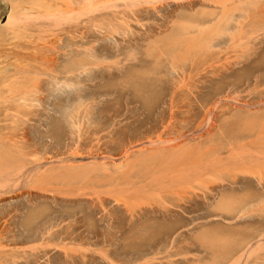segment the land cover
<instances>
[{
    "label": "rangeland",
    "instance_id": "obj_1",
    "mask_svg": "<svg viewBox=\"0 0 264 264\" xmlns=\"http://www.w3.org/2000/svg\"><path fill=\"white\" fill-rule=\"evenodd\" d=\"M138 2L137 0H125L122 3L125 20L116 30L117 32L110 30L108 33L107 50L103 52L98 44L93 47L92 52L97 58L94 59L91 66L93 81L90 91L91 98L87 102L88 116L84 112V115L78 113L82 122L79 117L78 119L75 117L76 121L79 120L81 124L74 121L75 118L69 117V114L72 113L70 110L53 111L52 105L55 102V97L52 96L51 89L54 85L48 83L45 84L44 90L31 96L34 101L36 100V104L40 105L38 110H35L36 108L34 110L33 108H30L31 110L17 109L18 107L10 103L6 104L10 107L8 111H3L0 107V129L4 127L2 130L6 133L5 135L10 136L8 137L11 139L9 141L12 144L16 143L15 146L19 144L18 147L23 148V154L27 157L23 162L26 163L23 166L24 171L19 167L14 170L12 178H15L10 188L11 195L2 197L0 194V233L4 229L10 233L8 239H3V242H0L6 247L0 248V264H182L186 262L187 257L191 259L198 255L201 257L206 255L199 245L191 247L190 254H185L186 250L184 251V249V252H181L180 248L186 243L194 241L193 237L196 238L197 235L202 234V231L198 232L202 229L200 224H206L214 219L206 218L204 211H197L201 212L198 216L197 212L195 214L189 210L185 211L184 207L180 206H190L192 202L195 203V200L204 203L202 198L208 188L213 189L228 184L224 177L226 178L227 174L231 173H237V175L241 173L242 175L241 170L217 173L216 176L213 175L214 177H207L209 181L206 178L199 181L200 184L195 182L196 188L195 186L188 188L189 194L192 193L191 191H195L193 193L195 196L182 193L186 197L189 196L188 199L194 197L192 202V198L190 199L189 204V200L186 198V200L182 198L185 204L181 200L180 204L179 201L169 198L178 204L175 205L178 208L174 207V202L171 203V200L169 203L165 202L166 200L159 193L136 196L120 191L121 193L118 194L114 192L110 194L106 188L94 189L92 185H86L89 188L85 189V191H89L86 192L88 194L79 197L66 195L67 198L65 195H58L55 196L56 199L49 192L43 193L45 202L41 212L38 211L33 215L30 222L25 220L27 219L26 207L30 203L32 205L33 197L36 195V192H32L28 188V185H35L36 181L38 182V178L33 179L35 175L38 177L39 172L35 174L37 171L42 170L40 172L42 175L47 167L48 169L52 167V164L58 166L60 159H62L61 163L65 161L69 163L72 158L71 162L74 161L76 164L86 162L87 164L104 162L122 164L125 163L129 154H133L141 147H148V136L155 139L164 130L165 133L163 132V136L161 134L160 136L165 140H173L172 143L175 141H177L175 143H181L182 141L186 145L193 146L201 143V145H197L201 149L193 147L197 148V151L193 148L190 150V146L187 149L193 151L192 159L197 158L205 163L212 160L211 158H216L217 155H224V158L228 155L230 147L226 134L231 131H235L234 135L254 131L260 125L259 123L264 121V116L262 117L264 115L262 112L264 110V106H262L264 105V36L262 34L253 35L255 37L248 38V42L242 41L238 45L239 40L236 43L239 47L236 44L234 47L223 45L219 46L221 49L219 47L212 50L202 49L197 54L198 51L194 50L195 48L187 50L186 46L182 49L181 43L172 40V38L176 39L172 37L174 36L173 31L178 29L184 21L183 15H189L195 11L200 13L202 10L210 9L209 7L199 6L195 10L176 7L178 4H186L189 0L181 2L178 0H138ZM111 10L109 13L112 17L113 9ZM5 11L4 4L0 2L1 25L7 22V19H4L5 14H3ZM91 32L94 36L99 35L97 28H92ZM146 32L152 34L153 37L146 40ZM161 36L162 39H160ZM35 37H28L27 40L13 39L12 43L11 39L6 42L1 38L2 58L0 62H2V66H8V69L12 71L14 69L12 64H15L17 60L16 54L33 52L32 47L35 46V43L37 45L36 39H33ZM50 39L56 40L54 37ZM38 44L41 45L43 42L38 41ZM190 49L193 50L190 52ZM67 50L70 51V49ZM209 52L211 53L208 57ZM205 54H207L206 59ZM199 56L204 59L200 64L197 62L198 67L193 68V58L196 62L200 59ZM69 59L68 55L62 61L63 64H66ZM42 78L46 81L49 80L46 76ZM127 79L135 82L148 81L152 84L147 93L150 99L149 104H144L143 95L139 96L132 92L131 88V91L125 88ZM83 86L82 84L77 85L78 88ZM80 101L82 99L76 97L74 104ZM257 104L259 107L261 106L262 111L256 106ZM105 116L107 117L105 118ZM252 117L260 120L253 119L254 125L252 126V122L248 123L251 126L249 128L245 120L250 119L248 121L250 122ZM71 120H73L72 123ZM208 120L209 122H207ZM243 123L247 126L244 127ZM228 127L230 128L228 129ZM243 128H247V131ZM247 140L239 143L242 144ZM195 142L197 143L195 144ZM239 143H233V145L237 147ZM125 145L127 146L125 147ZM77 146L83 149L81 150L83 153L79 156L74 154V151L78 149ZM113 147L117 149L115 150ZM128 148L129 150H127ZM198 151L199 153H195ZM212 152L214 153L212 154ZM197 154H202V157L200 156L199 159ZM189 155H191L190 152ZM219 174L221 176H218ZM171 195L173 196V194ZM175 195L174 199L179 200L178 193L176 197ZM198 195L202 198H199ZM7 202L16 206L24 203L26 207L23 209L22 206L15 210L11 208L8 215L2 216V210ZM158 202H160V206ZM166 206L168 210L173 209L172 216L164 214ZM180 209L181 212H178L177 210ZM55 210H60L61 213L57 214ZM217 212L218 214L225 213L222 210ZM175 213H177V217ZM179 216L185 218L186 222L183 218L180 220ZM177 220L182 224H186L189 220L191 225L199 226L200 229L194 228L193 225L189 226L190 223L180 228L178 227L179 222L176 223ZM223 220L218 218L219 222L224 223ZM17 221L20 222L17 223ZM173 223L177 224L176 230L180 236L176 231L177 236L174 235L176 238L173 237L174 239L167 241L166 231L161 226L174 225ZM197 223L198 225H196ZM38 227L43 232L47 230V233H44V236L41 234L37 238L30 239L21 236L28 230L36 231L39 229ZM193 229L198 231L194 232ZM50 232L52 234L49 235ZM184 235L186 236L185 240Z\"/></svg>",
    "mask_w": 264,
    "mask_h": 264
},
{
    "label": "bare ground",
    "instance_id": "obj_2",
    "mask_svg": "<svg viewBox=\"0 0 264 264\" xmlns=\"http://www.w3.org/2000/svg\"><path fill=\"white\" fill-rule=\"evenodd\" d=\"M124 1L125 0H0L6 9L3 13L5 14L4 19H7L6 23L1 25V22L0 24V39L2 38L6 42L9 41L8 39H11L10 42L12 43L13 39L18 40L20 38L19 40H21V38H23L27 40L29 39L28 37L36 36L33 39H36L35 42H37V45L35 43V46L32 47L33 52L28 51V53L16 54L17 60L16 62L13 61L15 64H12V67H14L12 71L8 69V66L5 65L7 68L4 67V65L2 66V62H0L1 110L8 111V109H10V107L6 105L7 103L18 107L17 109L33 108L34 110L36 108L35 110H38L40 105L36 104V100L34 101L31 96L44 90L45 84L48 83L52 86L54 85L51 89L52 96L55 97V102L52 105L54 112L70 110L72 113L68 116L71 119H74L75 117L78 119L79 117L80 121L82 118L78 116V113L82 114L84 112L86 113L85 115L88 116L89 106L87 102L91 98L90 91L91 83L93 81L91 66L94 63V59L97 58L92 52L93 47L95 44H98L103 52L107 50L106 40L108 38V33L110 30L117 32L116 30L119 29V26L125 20V17H123L125 12L122 10V3H124ZM178 1L181 2L184 0ZM199 6L209 7L210 9L202 10L200 13L195 11V13L192 12V14L183 15L182 17H185L184 21L182 23L180 22V27L173 31L174 36L172 37H175L176 39L172 38V40H177L178 43H181L183 45L182 49L186 46L187 50H189L188 48H195L194 50H197V54H199V51H202V49L212 50L223 45H232V47H234L239 40V43H237L238 45L242 43V41L245 43V41L253 35L256 36L262 34V36H264V0H189L186 4H178L176 7L184 10H195V8ZM111 9H113L112 17L109 13ZM92 28H97L99 32L98 36L92 35ZM51 37H54L56 40H51ZM152 37V34L146 32V40H149ZM160 39H162V36ZM38 41L43 42V44H38ZM238 45L237 47H239ZM15 49H17V47ZM20 49L22 50V48ZM67 49H70V51ZM193 49H190V52ZM23 51L25 50L23 49ZM210 53L211 52L208 53V57ZM68 55L70 56V59L66 64H63L62 61H64L65 57ZM206 55L207 54L204 55L205 59ZM1 58L2 54L0 52V59ZM193 59L195 61V58ZM203 59L204 58L200 57V59H196V62L193 61L192 67H198L197 64L202 63L201 61H203ZM151 73L153 74L152 71ZM45 76L48 77L49 80L46 81L42 78ZM129 79H127V82L125 83L126 86L124 85L125 88L130 91L132 89V92H135L139 96L143 95L142 101L145 105L147 103L149 104L150 99L148 98L147 93L151 89L152 84L148 81H128ZM78 84L84 86L78 88ZM127 84H129V86H127ZM125 88L123 87L124 90ZM8 94L9 96H7ZM76 97H79L82 101L74 104ZM258 104L256 106H258ZM262 112H264V110ZM258 113H260V111H258ZM263 116L264 115H262V117ZM106 117L107 116H105V118ZM259 117L261 118V116ZM76 118L74 121H76ZM253 119L255 118L252 117V121L250 122H248L250 119H246L245 121H247V124H250L251 122H254ZM79 120L76 122H79ZM259 120L255 119V121ZM72 122L73 120H71V123ZM81 122L79 123L81 124ZM207 122H209V120ZM245 123H243L244 127L247 126ZM249 124L248 127L250 126ZM259 124L260 125L256 130H251V132L248 133L244 132L242 134L239 133L234 135L235 131H231L226 134V139H228L227 141L230 147L228 149V155H226L225 158L223 157L224 155H217L216 158H211L212 160L208 162L205 160V163L201 162V160H197V158L192 159L191 156L193 151L187 149L189 146L190 150L194 146L200 148V146L197 145H201V143L194 146L186 145L185 143H182V141L181 143H175L177 141L172 143L173 140H165L162 138L164 132L163 129V131H161L162 134L160 133L162 136L159 134L155 139L148 136V147H141V149L139 148L140 150L138 149V151L133 154H129L126 157L125 163L123 162L122 164L116 165L114 162L113 164H107L106 162L90 164H87L86 162L84 164H76L74 161V163L71 162L72 158H70L69 163L65 160L63 161L66 163H61L62 159H60V163H58L59 165L56 163L58 166H53L51 163L52 167L49 169L47 167V170L44 173L42 172V175L40 174L42 170L40 171L37 169L39 171L35 174L39 172V174H37L38 177L35 175V178L33 179L38 178L37 180L39 183L36 181L35 185H28V188L32 190V192H36V195L33 194L34 197L32 205L30 203L31 206L27 205L26 207L24 203L16 206L13 204L10 205L9 202H7L1 214L2 216L8 215L11 208L15 210L23 206V209L26 207L27 210V219L25 220L29 221L44 205L45 196L43 193L49 192L53 194V198H56L55 196L58 195H68V197L70 195L71 197L76 195L79 197L88 194L86 192L89 191H85V189L88 188L86 185H92L94 189H100L102 187L106 188V191H109L108 193L110 194L112 192L117 194L121 192H129L136 196H141V194H146L144 196H147L159 193L162 195V198L166 200L165 202L169 203L172 201L171 199H173L180 203L181 201L183 202L182 198H189V196H184V193L185 195L188 193V195L191 196V194L195 192L191 191L192 193L189 194L190 191H188V188L195 186V182L200 184L199 181H203V179H207V177H211L215 174L217 175V173H223L230 170H241L242 175L238 171L240 175H237V173H231L227 174L228 176H226V178L224 177L226 180L225 182L228 184L219 186L218 188H208L207 193L203 192L205 194L203 198L198 195L199 198L204 199V203H200L199 200V202L195 200V203H193L192 200L194 197H191L192 199H190L192 203L190 206L179 205L180 207H184L183 209L185 211L189 210V212H195V214L197 211H204L206 218L209 220L214 219V221H209L206 224H200L199 226L202 229H200L199 226L195 227L192 224L194 228L200 229L199 231L195 229L196 232L202 231V234L199 233L200 235H197L198 237L196 238L192 236L195 240L186 243V245L181 247L180 250L182 249L181 252L186 250L185 254H188L189 251H191V247L199 245L206 255L202 257L198 255V257L195 256V258H191L192 255H195L192 254L189 256L191 259H188L187 257L186 262L182 264H264V121ZM253 125L254 123L252 126ZM3 128L4 127H2V129ZM229 128L230 127H228V129ZM2 129H0V194H2L3 197L12 193L10 188L15 178H12L14 176V170L18 167L23 168V166L26 165V163L24 164L23 162L27 157L23 154V148L18 147L19 144L17 146H15L16 143L12 144L11 141H9L11 139L8 138L10 136L5 135L6 133H4V130ZM243 129L246 130L247 128ZM54 137L53 134V138ZM247 139L250 140L248 141ZM244 140H247V143H239ZM196 143L197 142H195V144ZM233 143H239V145L236 147ZM126 146L127 145H125V147ZM113 148L115 150L117 149L116 147ZM194 149L196 151L198 150L197 148H193V150ZM81 150H83L81 147L78 148L74 151V154L79 156L83 153ZM127 150H129V148ZM188 151L191 155H189ZM195 153H199V151ZM213 153L214 152H212V154ZM201 155L202 154L198 155L199 159ZM14 163H17L18 165L15 164V166ZM218 176L221 175L219 174ZM108 193L106 192V194ZM177 193L179 200L174 199V195H177ZM171 194H173V196ZM192 196H195V194ZM167 198L171 199L167 201ZM190 199H188V204ZM158 203L160 206V202ZM171 203L174 204V207H177L175 206L177 204H175V201H172ZM161 206H164V204H161ZM164 208H166L164 214L167 213L166 215L168 216L174 214L173 209L168 210L167 206ZM221 210L225 213L218 214L217 211ZM177 211L181 212V209ZM182 212L184 213V211ZM56 213L60 214L61 211L57 210ZM199 213L197 214L198 216L200 215ZM175 214L177 217V213ZM182 218L183 217H180V220ZM218 218H222V220L224 219L223 221L225 222H219ZM183 219L186 222L185 218ZM178 220L176 223L179 222ZM188 221L187 223H190ZM19 222L20 221H17V223ZM179 223L178 227L180 228L187 226V223H180V225ZM192 225L190 223L189 226ZM196 225H198V223ZM161 227H164V231H166L167 241L174 239L173 237L178 234L180 236V233L176 230V228H178L177 224H168L166 227L165 225ZM38 228L39 229L36 231L28 230L27 228L28 231L26 234L24 233L21 236L30 239L37 238L41 236V234L44 236L47 233L46 229V232H43L40 227ZM1 231L0 242L2 243L3 239H8L10 233L5 229ZM50 234L52 233L50 232L49 235ZM185 237L186 236L184 235V240ZM175 241L178 240L175 239ZM1 243L0 248H6ZM183 258L185 257L183 256Z\"/></svg>",
    "mask_w": 264,
    "mask_h": 264
}]
</instances>
